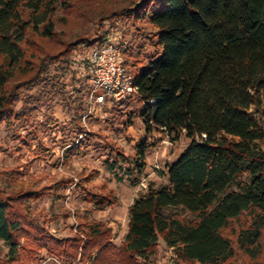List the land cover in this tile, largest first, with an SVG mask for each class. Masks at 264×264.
Segmentation results:
<instances>
[{
    "label": "trees",
    "instance_id": "obj_1",
    "mask_svg": "<svg viewBox=\"0 0 264 264\" xmlns=\"http://www.w3.org/2000/svg\"><path fill=\"white\" fill-rule=\"evenodd\" d=\"M76 1L0 0V123L27 120L46 94H61L76 134L66 156L84 145L90 91L86 75L68 95L70 55L110 40L84 34L54 50L40 43L56 34V7ZM114 16L136 30V60L125 57L130 39L120 43L146 132H184L188 144L167 165V182L133 199L118 245L106 223L84 217V240L59 238L31 214L28 203L42 192L0 187V242L8 250L0 264H29L42 250L66 264H154L160 237L174 264H264V0H132L101 19ZM129 98L116 102L125 126L134 117ZM148 146L138 144V172ZM84 199L98 210L117 201L109 192L88 191Z\"/></svg>",
    "mask_w": 264,
    "mask_h": 264
},
{
    "label": "rangeland",
    "instance_id": "obj_2",
    "mask_svg": "<svg viewBox=\"0 0 264 264\" xmlns=\"http://www.w3.org/2000/svg\"><path fill=\"white\" fill-rule=\"evenodd\" d=\"M131 1L77 0L67 9L57 6L53 14L56 34L40 43L54 50L59 48L60 40L68 41L84 34L106 33L110 39L126 35L130 42L125 57L129 55L136 60L139 45L131 36L136 30L129 21L121 16L101 19L111 9L121 8ZM143 24L148 28L146 23ZM146 50L152 52V45L147 43ZM82 56L81 50L71 53L75 78L70 74L63 78L68 95L73 97L80 86L79 78L86 76L81 68ZM49 69L53 72L54 65L50 64ZM137 97L134 93L129 98L132 103L128 110L134 117L126 126L122 122L128 117L122 116L117 103L92 109L85 119L82 118L88 132L83 136L84 145L71 156H66V143L76 134L71 130L68 107L61 94L55 98L46 94L39 108L27 120L1 122L0 187L7 193L23 189L42 192V195L30 199L31 214L59 238L76 233L84 240L85 233L79 224L84 217L106 223L111 228L112 242L118 245L127 233V211L133 199L145 192L149 184L157 187L167 182V165L177 159L189 141L184 132L171 135L158 129L146 132L144 117L139 115L143 102ZM19 105L20 102L16 106ZM144 140L149 146L144 152L145 163L138 172L134 168L138 161V144ZM117 151L119 155H116ZM88 191L109 192L117 201L98 210L84 199ZM158 245L153 256L154 264H174V252L164 245L161 237ZM7 252V246L0 242V257ZM49 256L52 255L42 250L29 264H42ZM46 264L54 263L48 260Z\"/></svg>",
    "mask_w": 264,
    "mask_h": 264
},
{
    "label": "built area",
    "instance_id": "obj_3",
    "mask_svg": "<svg viewBox=\"0 0 264 264\" xmlns=\"http://www.w3.org/2000/svg\"><path fill=\"white\" fill-rule=\"evenodd\" d=\"M120 42V39L112 37L106 43L97 44L82 57L81 68L90 82L89 106L82 114L84 119L96 106L113 105L138 92L132 73L124 65V45ZM48 260L54 264H66L54 256L46 257L42 264Z\"/></svg>",
    "mask_w": 264,
    "mask_h": 264
}]
</instances>
